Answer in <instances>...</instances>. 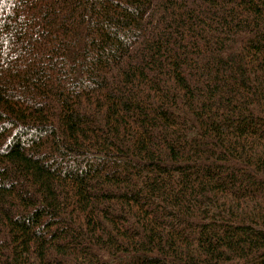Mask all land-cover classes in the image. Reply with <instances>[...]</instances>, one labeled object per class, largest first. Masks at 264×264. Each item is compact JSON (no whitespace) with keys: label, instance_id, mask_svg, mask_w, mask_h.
Here are the masks:
<instances>
[{"label":"trees","instance_id":"16d2710c","mask_svg":"<svg viewBox=\"0 0 264 264\" xmlns=\"http://www.w3.org/2000/svg\"><path fill=\"white\" fill-rule=\"evenodd\" d=\"M0 264H264V0H0Z\"/></svg>","mask_w":264,"mask_h":264}]
</instances>
